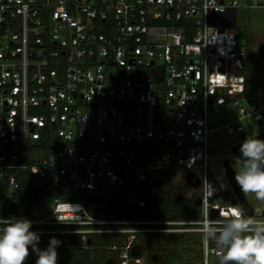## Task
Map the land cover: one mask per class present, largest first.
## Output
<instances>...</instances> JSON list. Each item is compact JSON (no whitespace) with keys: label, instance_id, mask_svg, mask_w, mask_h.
Here are the masks:
<instances>
[{"label":"built area","instance_id":"obj_1","mask_svg":"<svg viewBox=\"0 0 264 264\" xmlns=\"http://www.w3.org/2000/svg\"><path fill=\"white\" fill-rule=\"evenodd\" d=\"M251 7L264 0H0V187L12 193L25 175L82 192L129 184L138 208L149 174L200 191L192 220L98 219L69 194L35 209L32 231L70 233L85 249L91 235L127 233L117 264H149L131 252L137 233L199 234L200 264H218L198 227L240 206L226 158L209 148L208 113L245 91L235 25ZM247 217L264 220L256 208Z\"/></svg>","mask_w":264,"mask_h":264},{"label":"trees","instance_id":"obj_2","mask_svg":"<svg viewBox=\"0 0 264 264\" xmlns=\"http://www.w3.org/2000/svg\"><path fill=\"white\" fill-rule=\"evenodd\" d=\"M154 177L149 174L147 180L139 183L136 187L135 190L145 199V206L138 208L126 202L128 193L133 190L129 184L82 192L66 188H53L46 180L25 175L20 188L12 193L0 187V217L29 219L34 216V211L37 208H40L44 214H48L54 200L63 199L69 194L79 197L91 216L98 219L166 220L173 218L192 220L200 217L199 189L186 198V196L184 197L185 190L172 185L163 174H159L156 181ZM36 182H39V185ZM191 184L194 182L191 181ZM187 185L189 184L186 183L183 186ZM154 187L160 192L159 196L152 193ZM126 234L119 236L113 234L91 235L88 248H82L78 242L80 245L78 249L83 252L84 256L78 260H71L69 264H105L106 261L110 262L112 251L109 250V246L113 243L120 245L125 242L128 239ZM139 235L141 238L133 242L131 252L135 255L145 253L149 264L201 263L199 234L147 232L139 233ZM52 237L58 238L54 234L40 235L39 247L46 248ZM143 241H146L145 247ZM41 243L45 245H41ZM167 247L170 248L165 251ZM69 256L65 255L62 258L58 253V259L61 257L60 262L65 258L69 259ZM34 257H36L35 253H31L26 263ZM59 261L57 264H62Z\"/></svg>","mask_w":264,"mask_h":264},{"label":"clouds","instance_id":"obj_3","mask_svg":"<svg viewBox=\"0 0 264 264\" xmlns=\"http://www.w3.org/2000/svg\"><path fill=\"white\" fill-rule=\"evenodd\" d=\"M239 152L234 179L243 193L264 202V139L246 136ZM31 228L27 218L0 217V264H26L31 253L35 264H57L61 242L52 237L41 249L40 236ZM198 231L203 241L214 244L218 264H264V220L247 217L241 208L220 222L201 223Z\"/></svg>","mask_w":264,"mask_h":264},{"label":"rangeland","instance_id":"obj_4","mask_svg":"<svg viewBox=\"0 0 264 264\" xmlns=\"http://www.w3.org/2000/svg\"><path fill=\"white\" fill-rule=\"evenodd\" d=\"M235 28L238 41L246 49V58L241 61L246 79L245 91L243 94L235 97L234 100H226L212 107L208 113L209 125L213 129L208 138L209 148L214 150L218 156L228 159L234 171L240 167L237 162V157L240 156V153L233 154L231 151L232 146L243 141L248 135L254 136L264 131V7L237 9ZM248 100L255 104V108H262L261 113L263 114V118L261 121L256 120L254 115L250 113ZM240 107H244L249 114L242 117ZM237 119L243 126V130L240 132L234 131L231 134L227 133L224 130V125ZM168 180L172 185L185 190L184 197L186 196V198H189L192 193H195L199 189L196 185L186 182L184 177L180 178L179 175H170ZM186 183L189 185L183 186ZM36 184L39 185V182H36ZM177 193L179 192L177 191ZM245 195L249 203L256 210L264 207V202L257 200L255 194L247 193ZM122 234L126 233L113 235L119 236ZM54 235L58 236L57 239L62 243L57 248L60 256L63 258L65 255H70L69 259L65 258L61 262L59 261L61 257H59L58 261L60 263L69 264L71 260H78L84 256L83 252H80L78 249L80 245H78L79 240L77 236L61 231L55 232ZM126 235L128 236V234ZM131 235L129 234V237ZM139 236V233L134 235L133 239L135 242L141 238ZM143 242L145 247L146 241ZM41 245L45 244L41 243ZM120 245L113 243L109 246L112 255L110 256V262L106 261L105 264H117L118 257L115 254H117L116 251H118L117 248ZM169 248L167 247L165 251H168ZM35 259L36 257L26 264H35Z\"/></svg>","mask_w":264,"mask_h":264},{"label":"water","instance_id":"obj_5","mask_svg":"<svg viewBox=\"0 0 264 264\" xmlns=\"http://www.w3.org/2000/svg\"><path fill=\"white\" fill-rule=\"evenodd\" d=\"M249 101L250 100H248V102ZM254 137H257L259 139H264V131L259 133V134H257V135H254ZM241 142H239V143H237V144L232 146L231 151H232L233 154H239L240 153L239 152V148H240ZM223 166L225 168L227 177H228V179L230 181L231 187H232V189L234 191V194L236 196L237 203L239 204L240 208L243 210L245 215L253 216L254 215V207L249 203V201L246 198L245 193H243L240 190V187L237 185V183H236V181L234 179L235 171H234L233 167L231 166V164H230L228 159H224L223 160ZM261 216H264V207L261 210ZM89 240L90 239H88V242H89Z\"/></svg>","mask_w":264,"mask_h":264},{"label":"flooded vegetation","instance_id":"obj_6","mask_svg":"<svg viewBox=\"0 0 264 264\" xmlns=\"http://www.w3.org/2000/svg\"><path fill=\"white\" fill-rule=\"evenodd\" d=\"M263 209V207L262 208H260V210H262Z\"/></svg>","mask_w":264,"mask_h":264}]
</instances>
